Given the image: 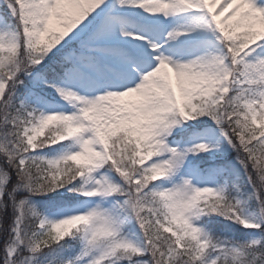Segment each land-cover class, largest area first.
Masks as SVG:
<instances>
[{
    "label": "snow or ice",
    "instance_id": "snow-or-ice-1",
    "mask_svg": "<svg viewBox=\"0 0 264 264\" xmlns=\"http://www.w3.org/2000/svg\"><path fill=\"white\" fill-rule=\"evenodd\" d=\"M0 264H264V0H0Z\"/></svg>",
    "mask_w": 264,
    "mask_h": 264
}]
</instances>
